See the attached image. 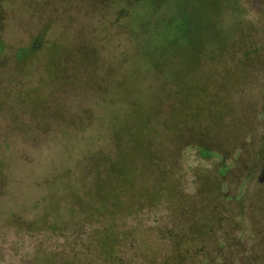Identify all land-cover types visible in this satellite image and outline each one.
Returning a JSON list of instances; mask_svg holds the SVG:
<instances>
[{"label":"rangeland","instance_id":"1","mask_svg":"<svg viewBox=\"0 0 264 264\" xmlns=\"http://www.w3.org/2000/svg\"><path fill=\"white\" fill-rule=\"evenodd\" d=\"M41 2L33 16L0 0V264H161L175 252L162 232L219 215L223 198L250 246L264 0Z\"/></svg>","mask_w":264,"mask_h":264},{"label":"flooded vegetation","instance_id":"2","mask_svg":"<svg viewBox=\"0 0 264 264\" xmlns=\"http://www.w3.org/2000/svg\"><path fill=\"white\" fill-rule=\"evenodd\" d=\"M23 1L28 3L27 7L33 12V16L36 9H45L49 6L47 4H42V2L41 4H35L34 0ZM30 32L32 31L23 32L21 39H24V37L26 39H31L33 34ZM21 54L25 55L27 54V51H23ZM208 88L205 89L204 92L206 93L210 105H213V103L221 106L226 105L227 101L223 99V95L216 101L211 102L213 95L216 94V90L215 88ZM212 90H214V92ZM208 97L210 99H208ZM27 98L28 106L31 110L34 107L35 99V94L32 88L29 89ZM2 105V99L0 98V106ZM211 120L212 117L210 121ZM249 150L255 152L257 155V161L254 163L255 165L253 166V169H260V174L257 179L259 185L262 187L264 186V149H261L257 153L255 149ZM202 154L204 156L210 154L209 149H203ZM260 191V193L254 195L255 199L264 196V189L261 188ZM209 195L210 194L203 195L204 200L205 197ZM221 206L222 209L219 215H214L213 211L205 212L203 215V223L201 221L198 223L195 221L196 224L194 225L173 226L167 229L169 231L162 232L161 239L169 241L175 252L172 258L164 259L161 264H264V226L261 227L250 223L248 228L252 233H255L256 237L254 242L248 246L249 248L247 246H244V248L241 240L237 237V234H240L239 227L227 226L224 224L225 220L223 217L227 210V204L225 203L224 198L221 201ZM231 213V210L226 212V214L229 215ZM216 222H218V224H216ZM218 233L223 236L217 237L216 234ZM103 243V248H107L106 254L111 256L113 251L112 244L108 242Z\"/></svg>","mask_w":264,"mask_h":264},{"label":"trees","instance_id":"3","mask_svg":"<svg viewBox=\"0 0 264 264\" xmlns=\"http://www.w3.org/2000/svg\"><path fill=\"white\" fill-rule=\"evenodd\" d=\"M218 2L219 0H215V2ZM221 1V0H220ZM175 12H173V16H172V19L173 20H176L181 21V28H182V31H183V34H184V37H185V40L186 42H188L190 40V38L192 37L193 38V35H192V28H193V24L189 23V20L188 19H185V18H181V16H176L174 14ZM121 175H125L124 173H121Z\"/></svg>","mask_w":264,"mask_h":264}]
</instances>
